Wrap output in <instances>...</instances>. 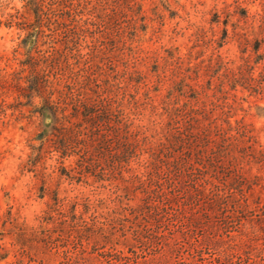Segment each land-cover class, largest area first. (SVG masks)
<instances>
[{"label": "rangeland", "instance_id": "obj_1", "mask_svg": "<svg viewBox=\"0 0 264 264\" xmlns=\"http://www.w3.org/2000/svg\"><path fill=\"white\" fill-rule=\"evenodd\" d=\"M63 2L79 16L47 18L61 0H0V264H219L236 253L253 264L257 251L247 248L264 213H221L208 195L264 199V42L256 49L264 25L242 16L264 14V0H139L147 28L111 52L88 15L98 0ZM35 68L49 82L41 95ZM135 71L140 86L126 79ZM70 77L90 79L81 96L73 85L75 99L100 111L111 104L113 116L62 160L40 146L61 125L46 99L65 110L60 119L74 113L58 92ZM125 125L141 141L129 167L119 159ZM170 139L172 160L194 167L179 174L163 165L156 179L166 195L150 211L144 187L128 190L125 180L146 173L141 163Z\"/></svg>", "mask_w": 264, "mask_h": 264}, {"label": "trees", "instance_id": "obj_2", "mask_svg": "<svg viewBox=\"0 0 264 264\" xmlns=\"http://www.w3.org/2000/svg\"><path fill=\"white\" fill-rule=\"evenodd\" d=\"M47 16V18L62 20V19H70L73 20L79 16V12L77 9H70L69 6H66L63 0L58 4L56 9H52ZM88 15L91 18V22L97 20V26L99 27V32H101L104 36L103 41H108L110 47L107 46L108 51L111 52L117 48V43L127 44V41L130 40L133 36H138L140 30H145L147 25L145 24V14L143 10V5L139 0H98V4L94 5L89 11ZM36 17L40 21L43 18V11L39 9V6L35 9ZM242 16L245 18L251 17L253 20L259 19V21L264 25V14L256 13L252 16L249 15L246 9L242 10ZM65 23L58 22L57 25L59 27L63 26ZM94 24V23H93ZM39 34V33H37ZM106 35V37H105ZM264 42V39L260 40L256 49L258 50L260 45ZM126 47V46H125ZM64 49L72 50L71 41L64 42ZM131 50V49H130ZM169 56L172 55L170 51L167 50ZM59 58L67 57V54L64 55L63 52L59 53ZM97 55V54H96ZM172 57V56H171ZM168 59V58H167ZM60 59L57 57L51 60L48 67L54 68ZM68 64V62H66ZM48 65V63H47ZM36 67V66H33ZM69 68V66H68ZM38 69H34V80L31 81L32 88H35L36 91L41 95L42 92H45L46 84L49 82L45 79L44 71L43 75ZM64 71V69H62ZM71 78V77H70ZM144 75L139 72L128 73L126 74V79L128 82H131L135 86H140ZM79 80V78H77ZM73 81L71 84L66 83L64 85V89L60 90V96L64 98V104L73 105L74 113L73 116H79L80 113L84 114L83 118L79 121V123H75V125H71L67 127L64 125V122H71V116L62 115L60 119L58 117V113L62 112L64 114L65 110L59 106V103L51 102L50 99L45 100V106L52 112L57 120V124H61L58 127H54L55 134L47 139L42 141L40 146V151L46 148L47 145H53L58 152L61 153V159L65 160L70 155L69 147L72 144L76 145H84L87 147L89 139H95L99 136L98 125L103 123L104 121H110L112 114V105H104L103 111H100L97 108L96 102L91 103L89 100L81 101V99H75V91L73 85L78 86L79 94L77 96H81L84 92L87 91V86L90 84V79L86 82H81L76 79L71 78ZM76 80V81H75ZM182 85V84H181ZM127 88L124 90L123 95L125 97L127 93ZM121 90V88H120ZM109 92H113V85L109 87ZM96 101V100H95ZM121 104H124V99ZM122 106V105H121ZM45 108V109H46ZM102 110V109H101ZM63 123H61V122ZM138 132L130 131L129 127L125 125L122 130L120 140L118 145L120 147V162L124 164V167H129L131 160L138 154L139 149H141V141L138 139ZM92 140V141H93ZM176 143L182 144L181 137L176 138ZM173 141H169V144H160V149L153 151L152 160L150 162L141 163V168L146 169V173L142 171H134L132 175L127 178L125 181L130 184L128 190H136L138 186L144 187L145 192L147 194V199L151 202L147 203V207L150 211H158L160 206L156 203V200H160V198L164 197L166 193H164L163 188L157 178H160L162 173L164 172L163 165L167 166V172L172 171L176 173H181L187 167V165L193 168L188 161L181 159H173L172 154L173 150ZM165 154V156H164ZM42 156V153L39 154ZM166 157V159H165ZM172 160V161H171ZM63 164V161H62ZM212 164V163H211ZM208 171V168L205 167ZM199 170V169H198ZM201 171V170H199ZM149 175L148 185L145 183V177ZM224 175V174H223ZM238 179H235L234 185L238 183ZM147 181V180H146ZM211 184V183H210ZM160 185V186H158ZM232 192L234 191L233 185H226ZM220 190V189H217ZM232 195V194H231ZM208 197H211L212 207L217 208L219 212L225 211L227 208H230L234 213L248 212V213H256L257 211L264 213V199H258L254 206H252L247 200H239L235 197L229 195H222L219 192L216 194H209ZM156 199V200H155ZM233 217H228V219H232ZM50 220L49 216L43 217V222H48ZM254 223L260 225L262 233L261 235L256 234L253 238L256 245H250L247 249H255L257 251L256 259L253 260V264H264V214L260 215L258 219L254 221ZM247 259L249 261L251 258H245L243 254L236 253L229 255L227 257V261L225 263L219 264H247Z\"/></svg>", "mask_w": 264, "mask_h": 264}]
</instances>
